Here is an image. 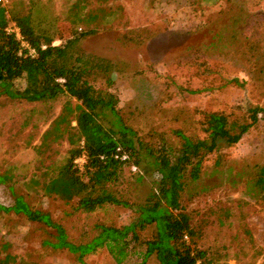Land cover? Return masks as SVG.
Returning a JSON list of instances; mask_svg holds the SVG:
<instances>
[{
    "label": "rangeland",
    "instance_id": "obj_1",
    "mask_svg": "<svg viewBox=\"0 0 264 264\" xmlns=\"http://www.w3.org/2000/svg\"><path fill=\"white\" fill-rule=\"evenodd\" d=\"M5 8L30 15L45 34L80 35L73 52L83 61L97 57L102 69L107 61L105 74L97 69L88 79L115 94L119 114L143 142L136 150L144 158L139 173L125 166L108 186L128 206L74 210L75 201L43 191L64 164L69 136L76 137L72 115L54 125L68 98L28 102L0 88V264H81L78 254L53 246V227L10 210L17 197L48 214L68 242L85 244L100 226L135 220L136 205L156 190L160 177L148 166L146 148L164 146L175 156L177 133L205 136L204 115L239 118L254 108L262 110L258 121L236 144L205 156L200 179L185 185L180 206L195 231L192 246L205 251L203 264H264V192L255 185L264 165V0H8ZM25 86L20 78L11 89ZM75 163L82 170L84 158ZM136 232L140 241H128L121 263L104 246L85 255L84 264H158L154 256L142 261V242L154 229Z\"/></svg>",
    "mask_w": 264,
    "mask_h": 264
},
{
    "label": "trees",
    "instance_id": "obj_2",
    "mask_svg": "<svg viewBox=\"0 0 264 264\" xmlns=\"http://www.w3.org/2000/svg\"><path fill=\"white\" fill-rule=\"evenodd\" d=\"M9 21L19 28L22 40L6 31ZM80 38V35L65 38L52 32L45 34L37 28L30 15L14 16L0 5L1 91L28 102L66 96L64 115L60 114L54 125L57 128L65 122L67 115H72L75 122L76 132L71 135L76 137L69 136L70 148L64 164L44 184L43 191L66 202L75 201L74 210L92 213L106 204L128 206L127 202L112 196L108 186L118 181L125 166L131 169V166L139 165L144 157L136 149H141L143 142L119 114L115 94L97 89L89 81V76L97 69L105 74L107 61L105 69H102L101 60L97 57L83 61L75 56L73 50ZM55 39L61 43L54 45ZM20 78L26 82L25 89L21 92L12 90V82ZM107 81L110 83L111 80L108 78ZM71 100L75 101L73 107ZM260 111L254 108L246 117L242 115L239 118H231L221 112L204 115L202 131L205 136L194 139L177 133L181 144L175 156L164 146L156 152L146 148V159H151L148 166L160 177L156 190L153 189L143 203L136 205L135 220L119 228L100 226L97 235L85 244L76 246L68 242L61 226L53 223L48 214L30 209L21 197L16 198L10 210L23 214L28 220L53 227L57 233L53 246L78 254L81 264H84L85 255L104 246L114 260L121 263L128 241L139 242L136 230L147 226L154 229V234L142 242L145 244L142 261L154 256L158 264H203L206 254L191 244L195 231L188 214L181 209V193L189 181L193 183L200 179L205 156L220 146L236 144L258 121ZM117 153H125L128 157L121 161L116 157ZM79 157H83L85 162L82 170L75 163ZM132 157H135L133 164ZM136 171L139 173L137 167ZM255 183L257 189L264 192V165L257 169Z\"/></svg>",
    "mask_w": 264,
    "mask_h": 264
},
{
    "label": "built area",
    "instance_id": "obj_3",
    "mask_svg": "<svg viewBox=\"0 0 264 264\" xmlns=\"http://www.w3.org/2000/svg\"><path fill=\"white\" fill-rule=\"evenodd\" d=\"M0 5L5 8L8 5V0H0ZM6 31L8 33H13L17 39L22 40L19 28L15 25L14 22L9 21ZM117 150L120 151L119 148ZM116 157H119L121 161H125L128 156L125 153H117ZM131 170L136 171V167L131 166Z\"/></svg>",
    "mask_w": 264,
    "mask_h": 264
}]
</instances>
